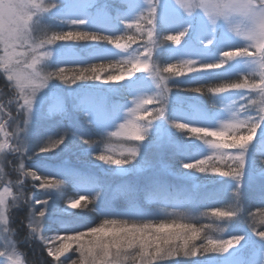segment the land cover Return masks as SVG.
<instances>
[{
    "label": "snow or ice",
    "instance_id": "snow-or-ice-1",
    "mask_svg": "<svg viewBox=\"0 0 264 264\" xmlns=\"http://www.w3.org/2000/svg\"><path fill=\"white\" fill-rule=\"evenodd\" d=\"M199 4L194 11V0H120L115 9L95 0H0V73L14 89L8 104L0 103V240L10 248L9 264L19 260L11 211L22 203L29 209V234L51 258L47 264H264V157L255 152L257 143L264 145V36L234 18H256L259 10L251 0ZM174 77L228 82L177 86L197 94L188 111L177 113L173 105L183 101L170 87ZM205 92L213 94L211 108L201 102ZM66 94L74 97L72 112L101 138L137 142L121 145L118 158L101 153L95 159L116 166L105 169L114 175L145 173L142 184H130L117 197L112 185L70 166L48 171L42 162L25 163L71 148V129L56 139L34 131L40 121L70 116ZM173 129L194 139H178ZM83 144L90 155L94 142ZM154 152L170 153L180 166L150 159ZM168 175L180 183H170ZM26 178L39 181L32 187L47 198L26 195ZM69 178L76 195L66 197ZM256 185V211L246 216L245 192ZM220 191L230 194L226 208L209 203ZM145 192L158 197L150 207ZM89 203L98 222L72 211ZM200 208L209 211L196 215ZM53 211L59 214L55 230L64 235L44 234ZM209 215L225 227L199 223Z\"/></svg>",
    "mask_w": 264,
    "mask_h": 264
},
{
    "label": "rangeland",
    "instance_id": "rangeland-1",
    "mask_svg": "<svg viewBox=\"0 0 264 264\" xmlns=\"http://www.w3.org/2000/svg\"><path fill=\"white\" fill-rule=\"evenodd\" d=\"M95 2L98 5H103V4L107 3L111 6L112 9L120 7V0H95ZM64 30H68V29L65 28ZM166 34L176 35L177 33L175 34V32H171V33H166ZM181 39L183 40L184 38L182 37ZM135 46H133V47H135ZM108 47L112 48L113 51H119V50L115 49L113 45H108ZM173 47H175V45H173ZM119 58L120 57H117V59H119ZM171 62L176 63L175 60H173ZM0 75L2 76L3 80L5 81L6 86L8 87L9 91L12 94L8 99H5V100L9 101V99L14 97V89L10 88V86H9L6 78L4 77L3 73H0ZM137 75H140V74L138 73ZM173 79H174V83L176 81L177 82L194 81L191 78H183V77H174ZM200 80L209 81V80H215V79L200 78ZM73 87H75V86H73ZM173 90L175 92V95L181 97L182 101H183L182 103L173 105L174 110L177 113H182V112L188 111L190 104H191V98L196 96V95L185 94L183 92L175 91V89H173ZM212 95L208 99H206L203 96L201 97V102L209 108L213 107ZM65 98L70 103V106L72 108V105L75 102L74 97L72 95L66 94ZM123 99H124L123 96L110 97L111 101H122ZM128 99L131 100V97H128ZM0 103L6 104V102H4V101H0ZM148 107H149V109H151V108L155 107V105H149ZM9 108H10L12 115H16V105L13 103L12 105L9 106ZM71 108L69 107L70 116L68 118H65L64 120L63 119L62 120L54 119V120L40 121L34 127V131H39L41 133H52L53 139L58 138L59 134L64 129H71L75 133V135H73L71 137V145H72L71 148L69 150L55 151L54 154H47V155L41 154L40 155V161H37L35 158H33L31 160L25 158V163L28 164L29 166H32V165H38L39 163L42 162L43 164L46 165L48 171H52L53 169H55L56 167L61 166V165H67V166H70L71 169H73L76 174H78V175H89L90 174L92 176V178L97 173H100L103 175L104 184L111 185V183L116 180V183L113 184L112 186H113V195L117 196V197H120L119 191L117 189L121 188V186L122 187L124 186V187L129 189L130 184H142L143 183V176L145 173L138 172L137 176L114 175V174H111V173H108L105 171L106 168H109V165H104L102 161H98L95 159L96 155L101 154V153L105 154V155L112 154L114 158H118L120 150H121L120 149L121 145L137 143V142L128 141L126 139L119 138V137L108 138L107 136H105L104 138H101L99 135H97L95 130L92 127H90L87 123H85L84 120L78 114H76L75 112H72ZM221 110H222V106H221ZM254 114L255 113H253V115ZM5 119H6V117H5ZM180 122H182V121H180ZM119 123H123V121L122 120L118 121L116 127L109 129V131H116ZM194 126H198V125H194ZM84 139H89V140L94 142V144L92 146L94 151L90 155H88V156L92 157L91 158L92 161H90V162H89V159L87 161H85L82 157L84 155V152L82 151V149L88 147L87 145L83 144ZM195 143L203 145L202 140H196ZM106 144H111V146H112L111 152H108L105 150ZM255 152H256L257 156L264 157V145L257 143ZM10 157H12V156L8 157L9 160H10ZM149 158L152 160H158V159L162 158L166 163L174 164V162H175L177 167L180 166L179 161H177L168 152L149 153ZM196 158L202 159L203 157H196ZM11 160H14V157H12ZM187 162H194V160H189ZM6 164L7 163L5 162V165ZM110 167L115 168L116 166L110 165ZM38 174H39V172H38ZM57 178H59V177H57ZM168 178H171V180H172L171 183H174L175 181H177L178 184L180 183V181L176 180L171 175H168ZM26 179H27V181H29V184L25 185V187L23 189V191L25 192L26 195L29 193H33L40 199H46L47 198V196L44 193V190L40 189L38 186L34 187V188L32 187L33 184L38 185L39 181H32L31 178H26ZM119 179H120V182H118ZM166 179H167V176H166ZM123 181H127L128 183H123ZM66 183L67 182H65V184H64V190L66 193V197H71L72 196L71 195V189H69L70 186H68V183L67 184ZM70 185H73V180H72V184H70ZM219 188H221V186L217 185V184L208 185V189H219ZM101 193H103V192H101ZM156 196L157 195L153 192L143 193L145 206L150 207L151 205L149 202H151L153 198H156ZM223 196L224 197L229 196V198H230L229 193L224 192V191H220L214 199L222 198ZM259 196H260L259 186L256 185V186H252L246 190L244 199L245 198L259 197ZM36 207L39 208L40 206L37 205ZM86 207H84V208L78 207L77 209L72 210V211H76L78 213H81L83 216L89 217V218L95 220L96 222H98L100 218L96 219L95 213L90 211V209L88 210ZM22 210L25 211V215H26V222H25V225H23V226L27 227V224H28L27 216H28L29 209H28L27 205H25L23 203L19 207V210H18V208L12 209V211H11L12 224L14 223V221L17 218H19V219L21 218L20 216L22 215V212H19V211H22ZM170 210H172V209H168V211H170ZM58 215H59L58 213L53 211L51 214H49V216L45 220L44 223H45L46 228H47V231L44 233L45 235H47L49 237H52L55 235H61L57 231H55L53 233H47L48 230L56 229V227H57L56 219H57ZM245 215L247 216V212H245ZM13 225H12V227H13ZM92 226H95V225L93 224ZM13 229H14L15 239H16V241L19 242L20 249H24L27 246L26 245L27 237L26 236L21 237V235H19V232L17 233L16 228L13 227ZM224 238L228 239L229 237L227 235H225ZM34 239L41 244V246L44 248L45 254L47 255L44 243L41 242L39 239H36V238H34ZM53 243L58 244L59 242L54 241ZM67 255H72V253H69ZM65 264H67V261L65 262Z\"/></svg>",
    "mask_w": 264,
    "mask_h": 264
},
{
    "label": "trees",
    "instance_id": "trees-1",
    "mask_svg": "<svg viewBox=\"0 0 264 264\" xmlns=\"http://www.w3.org/2000/svg\"><path fill=\"white\" fill-rule=\"evenodd\" d=\"M117 35H120V33H117ZM133 46H135V45H133ZM94 62L99 63L100 61H94ZM69 67H73V65H69ZM113 74H116V73H113ZM226 82H228V81H226V80H218V79L209 80V81L199 80V82H196V81L177 82L176 81L175 83L170 84V87H172L173 89H176L177 86H180L182 88V87H199V86L203 85L204 88L206 89L207 87L218 86L219 84L226 83ZM57 83H59V82L57 81ZM179 92H183V91H179ZM183 93L190 94V95H197L195 93H186V92H183ZM11 95L12 94L9 91L8 87L6 86L5 81L3 80L2 76L0 75V101L6 102V105H7L8 104L7 103L8 101L5 100V99H8ZM211 95H212L211 93L205 92L204 95H203V97H205L206 99H208L209 97H211ZM67 103H68V107L71 108L70 103L68 101H67ZM71 110H72V108H71ZM173 131L176 133V137L178 139H187L190 136L193 137V139H194V134L187 133L184 130H175V129H173ZM82 157H83V159L85 161H87L88 159H89V162L92 161L91 160V158H92L91 156H88V155H85L84 154ZM257 157L260 158V156H257ZM11 159H12V157H10V160ZM174 165H176L175 162H174ZM5 167L7 168V170L9 172V174L11 175L12 179H15L16 174L12 172V169L10 167H8L7 164L5 165ZM109 168H111L110 165H109ZM198 175H202V174H198ZM93 179L94 180H97L99 183H103L104 184L103 175L100 174V173H97L96 175H94L93 176ZM167 180L170 183L172 182L171 178H168V176H167ZM65 182H67L68 183V186H70V184H72V179L69 178ZM118 182H120V179H119ZM115 183H116V180L113 181L111 183V185H113ZM174 183L175 184H178L177 181H175ZM27 184H29V181H27ZM208 185H211V184H208ZM117 190L119 191L120 197H122L125 193H127L129 191V189L126 188V187H124V186L123 187L121 186V188H118ZM100 191L103 192V189H100ZM93 195H95V193ZM157 198L158 197L156 196V198H153L152 201H155ZM258 199H259V197L245 198L243 200V205H242L243 208L246 210L245 212H247L248 210H250L252 212H255L256 211V208L253 207V205H255L256 203H258ZM228 201H229V196L228 197H224L223 196L222 198L213 199V200L209 201V203L212 204V205L218 206V207L226 208ZM81 203H83V202H81ZM92 207H93V205H92V203H90V204H88V206L86 208L89 210ZM18 210H19V208H18ZM189 210H191V209H189ZM170 211H172V210H170ZM203 211H209V209H207V208H200L195 214L196 215H199V212H203ZM19 212H22V215L20 216L21 218L20 219L17 218L14 221V223H13L14 225L13 224L12 225H13L14 228H16L17 233L19 232V235H21V237H24V236L27 237V240H26V245L27 246L24 249H22V250H24L27 253L28 258L30 260H34L36 262V264H41L42 261H44L45 264H47V262L50 261L51 259L45 254L44 248L41 246V244L39 242H37L29 234L27 227L26 226H23V225H25V222H26L25 211L22 210V211H19ZM97 218H100L101 219V217L96 216V219ZM199 223L200 224H219L220 226L225 227V225L221 224L220 221L216 220L214 217H211L210 215L209 216H205V217H200ZM55 231H56L55 229H52V230H48L47 233H53ZM59 233H61L62 235L65 234L63 232H59ZM200 242L201 241H197V243H200Z\"/></svg>",
    "mask_w": 264,
    "mask_h": 264
},
{
    "label": "clouds",
    "instance_id": "clouds-1",
    "mask_svg": "<svg viewBox=\"0 0 264 264\" xmlns=\"http://www.w3.org/2000/svg\"><path fill=\"white\" fill-rule=\"evenodd\" d=\"M251 3L259 10V16L256 18H245L242 16H235L236 20L244 21L247 23L248 27L255 32L260 33L264 36V0H251ZM199 0H194V11L199 9ZM246 45H251L250 41H245ZM254 47V45H253ZM2 227V226H0ZM10 251L9 246H7L4 240H0V264H9L7 253ZM15 251L19 257L18 264H36L34 260H30L27 253L20 249L19 242L16 241Z\"/></svg>",
    "mask_w": 264,
    "mask_h": 264
}]
</instances>
